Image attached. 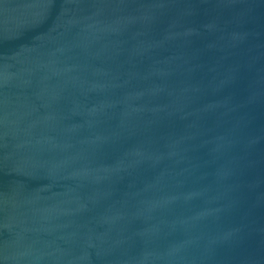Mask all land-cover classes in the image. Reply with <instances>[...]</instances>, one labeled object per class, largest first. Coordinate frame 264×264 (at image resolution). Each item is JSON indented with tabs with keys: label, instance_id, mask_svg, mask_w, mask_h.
<instances>
[{
	"label": "water",
	"instance_id": "water-1",
	"mask_svg": "<svg viewBox=\"0 0 264 264\" xmlns=\"http://www.w3.org/2000/svg\"><path fill=\"white\" fill-rule=\"evenodd\" d=\"M0 264H264V0H0Z\"/></svg>",
	"mask_w": 264,
	"mask_h": 264
}]
</instances>
